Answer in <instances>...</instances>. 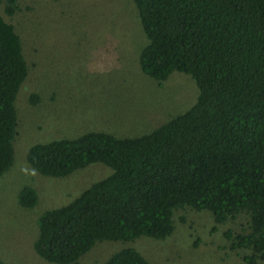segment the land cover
<instances>
[{"label":"trees","instance_id":"trees-1","mask_svg":"<svg viewBox=\"0 0 264 264\" xmlns=\"http://www.w3.org/2000/svg\"><path fill=\"white\" fill-rule=\"evenodd\" d=\"M147 36L141 70L163 83L173 70L197 82L195 102L153 130L118 136L89 130L32 143L37 170L64 175L102 161L112 173L38 216L37 252L51 262H77L97 241L166 238L175 211L208 209L216 223L242 212L249 228L225 230L246 264L264 259V0H133ZM18 0H0V175L14 163L17 92L29 63L13 15ZM31 100L38 94L31 93ZM39 201L36 186L18 194ZM215 228V226H214ZM0 264H13L0 258ZM98 264H151L125 246Z\"/></svg>","mask_w":264,"mask_h":264},{"label":"rangeland","instance_id":"rangeland-1","mask_svg":"<svg viewBox=\"0 0 264 264\" xmlns=\"http://www.w3.org/2000/svg\"><path fill=\"white\" fill-rule=\"evenodd\" d=\"M18 2L13 15L4 14L22 36L29 68L16 95L14 163L0 175V258L13 264H98L134 246L151 264H246L243 251L230 248L225 230H247L250 216L242 212L216 223L210 210L191 206L175 211L176 228L166 238L99 240L79 261L68 263L51 262L37 252L39 214L69 201L113 168L95 161L64 175L45 174L28 161L29 146L89 130L118 136L147 133L187 110L199 88L182 71L173 70L161 84L141 70L147 36L133 0ZM32 92L38 94L35 101ZM26 184L39 191L34 207L19 202Z\"/></svg>","mask_w":264,"mask_h":264}]
</instances>
